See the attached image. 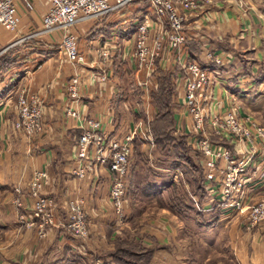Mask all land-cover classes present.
Listing matches in <instances>:
<instances>
[{"label":"crops","instance_id":"1","mask_svg":"<svg viewBox=\"0 0 264 264\" xmlns=\"http://www.w3.org/2000/svg\"><path fill=\"white\" fill-rule=\"evenodd\" d=\"M28 1L32 5L31 9L22 0H14L19 18L16 29L6 30L0 26V64H7L0 65V102L5 100L3 98L6 94L15 98L16 90L21 87L38 94L43 100L44 136L27 137L14 130L12 122L16 118V108L13 105L6 109V102L1 106L4 108L0 107L3 116L0 126V239L9 242L10 237H18V231L26 228L25 224L17 221L18 215L30 212V178L35 170L43 167L49 176L43 193L54 201V224L46 226V234L41 238L43 240L35 232L34 237H28L29 242L27 234H19L24 244L14 248L15 254L11 248H5L6 242L0 244V264H36L39 257L43 256L44 259L47 254L55 256L53 261L80 255L82 249L65 239L59 218L70 198L80 197L85 200L87 215L97 222V248L105 243L102 229L114 228L112 216L107 210L110 205L111 173L107 167L95 164L87 177L78 178L73 174V170L78 167L73 148L81 132L80 124L88 117L101 118L105 132L110 137L122 136L124 133L123 110L116 102L117 92L111 86V81H117V78L114 76L107 82L94 80L98 71L97 60H101L97 51L111 47V57L106 62L109 70L114 64L117 65V59L128 62L131 69H134L129 53V45L133 43L132 31L146 17L154 24L156 21L151 8L147 11L141 6L142 2L136 1L101 18L78 22L72 31L77 36L79 48L85 53L87 62L75 68L63 59L59 45L60 33L41 32L42 17L48 7L47 0ZM212 1L204 9L206 11L202 17L200 12L187 16L184 25L187 41L179 59H195L207 65L204 58L207 50L222 55L224 61L218 66L219 74L212 88L210 108H226L229 98H232L244 110L257 112L262 108L260 101L264 96V79L261 77L264 73V0H243L242 7L235 6L232 0ZM204 15L207 20L203 18ZM167 57L163 61L164 67L158 66V69L165 70L168 64L179 69L174 61L176 57ZM36 65L38 69L32 71ZM75 72L81 78V97L78 102H71L67 83ZM137 79L138 74L135 72L134 83ZM181 82L175 85L177 122L184 116ZM112 98L115 100L111 101ZM68 105L77 110L79 117L66 115ZM132 110L138 114L136 108ZM263 181L262 176L255 178V183L247 187L248 193L250 187L263 189ZM16 199L22 205L17 206L14 202ZM163 211L168 212L167 209ZM239 218L232 220L229 234L238 263L264 264V223L247 229L243 224L240 225ZM165 219L162 221L164 226L170 225ZM34 222L38 225L40 221L35 218ZM159 235L162 242L167 240L165 234ZM18 241L16 239L15 243ZM167 251L163 247L160 257L168 256ZM100 252L97 250L95 264H104L102 256H98ZM44 263L47 262L44 260ZM162 264H170L169 259L163 260Z\"/></svg>","mask_w":264,"mask_h":264},{"label":"rangeland","instance_id":"2","mask_svg":"<svg viewBox=\"0 0 264 264\" xmlns=\"http://www.w3.org/2000/svg\"><path fill=\"white\" fill-rule=\"evenodd\" d=\"M136 1L142 2L141 6L148 11L149 4L146 3V1L133 0L131 3ZM212 2L211 0L207 5H210ZM222 3L224 2L222 1ZM232 3L238 7L243 6V0H232ZM207 5L194 13L200 12L202 17V14L206 11H204V9ZM203 18L206 19L207 16L204 15ZM138 20L139 18H137V21ZM139 23L140 21L137 25ZM137 25H135V29L132 31L133 33L136 31ZM58 33H60L61 40L62 33L60 31ZM131 44L129 46L132 47ZM63 59L67 61L64 55ZM116 62V66L112 64L113 67L110 70L111 77L108 79L114 76L117 78V81L115 80L116 82L111 81V86L113 87V91L117 92L116 102L123 110L124 120L122 123V130L124 131H122V133H124L122 136L119 135L115 137L120 138L129 132H135L131 142V152L128 160L127 175L125 177V193L120 204L122 216H117L115 207L109 197L110 205L107 210H109V214L112 216L114 228L107 227L102 229L103 231L101 233L105 243L103 242V245L97 248V222L87 215L86 202L84 199L82 200L84 201V209L86 212L87 234L83 238H76L68 231V202L73 198L67 200L64 207L65 209H63L64 213L62 216L59 215V218L60 221H62V232L65 239L73 242L72 244L82 249L80 255H77L75 258L80 264H82V262H84V264H95V262H97L98 250L99 252L101 251L98 256H102V262H104V264H114L112 255L116 251V239H122L132 241L133 246H130V249L133 250L134 253L141 254L145 249L151 250L152 254L149 264L153 261V264H162V261L165 259H169L170 264H239L237 255L231 247V240L229 237L232 229V220L241 217L239 218L240 225L243 224L244 228L252 229L253 226H249L250 222L247 220V211L255 203L264 200V183L263 189L259 190L250 187L248 193L247 187L249 185L252 186L253 183H255V178H257L254 177L242 190L243 193L239 199H234V202H228V200L222 199L218 188L211 190L209 186L207 187L202 168L203 154L198 146L191 142L192 139L201 137L203 133L213 141L216 146H225L234 154L248 156L253 151V146H255L257 150L263 149L261 140H254V137L257 136L256 129L247 125L254 143H251L244 137H240L232 130H229V138H223L221 134L216 133L212 125L205 120L202 133L201 131L198 134L193 133L192 120L189 113L182 105L181 106L184 108H182V110H184V116L182 115V118L177 122L176 117L178 108H175L178 105L175 103L176 88L169 85L168 87L171 89V105L169 109L173 117L172 129L169 131L171 140L164 146H157L154 143L150 124L158 110L150 94L157 90L158 80L156 78V87L152 88L147 97H144L141 87L134 83L136 70L133 69V67L131 69L128 62L120 61V59H117ZM206 64L209 65L210 63L206 62ZM37 65L34 66V69L32 68V71L38 69ZM114 66L116 69H114ZM179 68L184 74L182 68L180 66ZM164 69L166 73L169 74H171L173 70H177L175 66L170 64L166 65ZM215 70L216 72L213 73L214 81H216L217 74H219L218 67H216ZM159 71L160 70L156 66V72L158 73ZM178 72L179 71H176L177 75L176 79L173 80V84L176 85L177 83L179 85L180 81H182L181 85L183 87L184 75H181V73H179V75ZM261 77L264 79V73L261 74ZM214 81L210 88L211 92L215 83ZM9 86L10 84L7 88H9ZM19 89H17L16 92ZM139 89L141 91H138ZM119 93H121V95ZM211 94L209 95V99L212 97ZM112 96L115 98L114 93H112ZM118 96H120V98H118ZM114 98H112L111 101L115 100ZM3 99L5 100L2 103L0 102V107L4 106L6 102V109L12 108L13 105L15 108L16 98H13L12 95L7 96L6 94ZM208 103H210V100ZM260 105L262 107L261 110L258 109L257 112H249L241 108L234 99L229 98V105L226 108H211V112L212 114L216 112L221 114L225 109H234L241 120L249 116L257 126L264 130V96L261 97ZM132 108H136L138 114L134 113ZM43 132L44 128L42 132L36 135L27 136L23 132L22 133L27 137H42L44 136ZM178 154H180V156ZM251 163L254 164L253 161ZM43 168L35 170L34 172L40 170L46 171V169ZM108 171L110 172L109 169ZM188 171H190L191 174H189ZM110 173L109 190L111 181L114 178L112 172ZM46 175L47 179L42 192H44V188L48 184L49 176L47 171ZM262 179L264 180V175ZM145 190L150 192L149 195H145ZM163 209H167L168 212H164ZM52 216L53 223L48 226H53L54 224L53 209ZM163 219L168 220L170 225L164 226L165 224L162 223ZM39 221L38 225L20 229L18 231V237H14V239H12L13 236L10 237L9 242L0 239V244L4 245L6 242L7 246L5 248H11L10 250H13V254H15L16 251L14 248L20 247L21 243L24 244L20 241L19 234H27V241L29 242L28 237H34L35 232L37 237L43 240L41 238L46 234L45 228L47 225L45 224L42 226L40 225L41 220ZM261 223H264V221L257 224ZM41 233L45 234L42 235ZM162 233L167 236L165 242H162L159 238L161 236L159 234ZM16 239L17 241L19 240L17 243H15ZM163 247L168 249V256L162 255V257H160V251ZM54 258L55 256L47 254L44 259L43 256L41 258L39 257L36 264H51L54 261L62 260V258H60L53 261ZM124 258H127L126 260L136 261L135 258L130 256ZM44 260L47 263H44ZM48 260H51L50 263H48ZM25 264H29V262Z\"/></svg>","mask_w":264,"mask_h":264},{"label":"built area","instance_id":"3","mask_svg":"<svg viewBox=\"0 0 264 264\" xmlns=\"http://www.w3.org/2000/svg\"><path fill=\"white\" fill-rule=\"evenodd\" d=\"M31 9L28 0H22ZM133 0H47L48 7L42 17V33L61 32L60 50L67 61L76 66L87 62L85 53L77 44V36L72 28L80 21L98 19L115 10L121 9ZM149 4L155 16V24L148 17L144 18L133 35L132 47L129 49L130 59L138 74L136 84L141 87L142 95L147 97L152 88L156 87V66L164 67L163 61L168 55L175 56L177 63L184 71L183 94L181 105L185 107L192 120L193 133H202L204 122H208L221 134L223 138L230 136V131L236 132L254 143L247 125L256 129L255 139H260L262 150L253 146V151L247 156L234 154L225 146H216L203 133L201 137L192 139L203 154L202 168L211 190L219 189L222 199L234 202L240 198L243 189L254 177L264 175V130L257 126L251 117L241 120L234 109H225L221 114L211 112L209 106L210 88L213 83L215 68L224 61L222 55L212 50L205 52V59L209 65H202L195 59L180 60L187 41L185 22L187 16L201 10L211 0H144ZM19 18L16 14L14 0H0V26L6 30H14ZM154 24V25H153ZM111 47H104L97 51L101 60H97V75L94 80L105 82L109 78L110 70L106 62L111 57ZM213 68V69H212ZM68 98L71 102H78L81 97V78L74 73L67 83ZM16 118L12 122L14 129L31 136L42 132L43 100L34 93L21 87L16 92ZM184 109V108H183ZM67 116L79 117L77 110L71 105L66 107ZM0 111V125L2 123ZM205 120V121H204ZM73 155L78 167L73 174L78 178H85L93 165L107 167L114 175L109 197L115 207L117 216L121 217V200L125 193V177L131 142L135 132H129L123 137H110L106 134L101 118L88 117L80 124ZM1 140V135H0ZM254 162L252 164L251 162ZM46 171L34 172L29 183V194L32 198L30 212L18 215L20 223L31 227L34 219L41 220L40 225L53 223V199L46 196L42 190L46 183ZM217 183V184H216ZM18 191V190H17ZM17 206L22 205L19 199L14 201ZM67 229L76 238H83L87 234L86 212L82 198H73L68 202ZM249 226L264 221V200L252 205L247 211ZM44 235L45 233H41Z\"/></svg>","mask_w":264,"mask_h":264},{"label":"trees","instance_id":"4","mask_svg":"<svg viewBox=\"0 0 264 264\" xmlns=\"http://www.w3.org/2000/svg\"><path fill=\"white\" fill-rule=\"evenodd\" d=\"M0 65L5 66L7 64L3 63ZM176 71H179L178 73H181V75H183V72L180 70V68L177 70H173L171 74L166 73L165 70H160L157 75V80H158L157 90L151 92L150 94V97L152 98V100H154L158 110L150 124L154 143L157 146H164L166 143H169L171 140V137L169 136V131L172 129L173 117L171 110L169 109L171 105L170 102L171 89H169L168 86L171 85V87H175V85L173 84V80H175L176 78L177 75ZM178 155L180 156V154ZM188 173L191 174L190 171H188ZM149 193L150 192L148 190H145V195H149ZM130 246H133L132 241L116 239V251H115L116 254L114 253L112 255L113 257L112 261L114 264H149L150 257L152 254L151 250L145 249V251L141 252V254L134 253V251L130 249ZM128 256L135 258L136 261L135 260L130 261V260H126L127 258H124ZM51 264H79V262L75 257H73V258H65L60 261L57 260Z\"/></svg>","mask_w":264,"mask_h":264}]
</instances>
